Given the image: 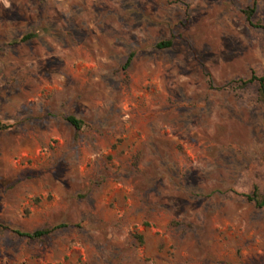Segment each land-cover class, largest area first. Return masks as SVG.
Wrapping results in <instances>:
<instances>
[{"label": "rangeland", "instance_id": "374dc122", "mask_svg": "<svg viewBox=\"0 0 264 264\" xmlns=\"http://www.w3.org/2000/svg\"><path fill=\"white\" fill-rule=\"evenodd\" d=\"M251 7L0 0V264H264Z\"/></svg>", "mask_w": 264, "mask_h": 264}, {"label": "trees", "instance_id": "16d2710c", "mask_svg": "<svg viewBox=\"0 0 264 264\" xmlns=\"http://www.w3.org/2000/svg\"><path fill=\"white\" fill-rule=\"evenodd\" d=\"M255 13V7H251L249 9H247L245 11V14L247 16L248 21L254 25L257 28H262L264 30V26L261 25L260 23L258 24H253L252 22V17ZM34 35L32 34H28L25 35L23 37V41H27L29 39H31ZM173 45V40L169 39V40H165V41H161L157 44V47L160 49H164V48H170ZM132 57V56H131ZM128 59V64L130 63L132 58ZM251 80H255L258 82V94H259V99L260 101L264 102V74L262 76H255L253 75ZM67 120L77 129V130H81L84 125H85V121L83 119L77 118L73 115H70L67 117ZM8 125L2 124L0 122V129H6L8 128ZM246 197L250 200V201H254L257 206L259 207H264V192H260L258 186L254 187V190L252 193L250 194H246ZM63 225H56L54 227H45V228H40V229H36L33 231H22L19 229H15L14 231H16V233H18L20 236L22 237H27L30 238L32 240H42L45 237H48L54 230L62 227ZM4 227L3 224L0 223V228ZM7 228V227H6Z\"/></svg>", "mask_w": 264, "mask_h": 264}]
</instances>
